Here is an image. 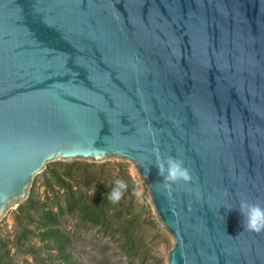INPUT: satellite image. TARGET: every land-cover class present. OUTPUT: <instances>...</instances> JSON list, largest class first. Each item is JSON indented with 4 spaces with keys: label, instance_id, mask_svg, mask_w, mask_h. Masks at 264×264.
I'll return each instance as SVG.
<instances>
[{
    "label": "water",
    "instance_id": "95a60500",
    "mask_svg": "<svg viewBox=\"0 0 264 264\" xmlns=\"http://www.w3.org/2000/svg\"><path fill=\"white\" fill-rule=\"evenodd\" d=\"M173 156L193 175L164 187ZM128 162L167 264H264V0H0V221L52 162Z\"/></svg>",
    "mask_w": 264,
    "mask_h": 264
},
{
    "label": "trees",
    "instance_id": "16d2710c",
    "mask_svg": "<svg viewBox=\"0 0 264 264\" xmlns=\"http://www.w3.org/2000/svg\"><path fill=\"white\" fill-rule=\"evenodd\" d=\"M49 167L41 174L44 199L37 194L36 178L29 198L15 212L18 232L14 242L19 249L38 239L48 255L38 258L39 252L29 248L37 264H80L70 252L71 238L61 229L65 216L77 215L82 223L98 227L107 235H118L125 255L134 260L132 264L139 258L141 264L150 259L138 236L142 218L133 211L136 184L125 164L75 161L56 162ZM117 179L123 180L127 188L121 200L113 203L106 195ZM0 264H12L9 253L1 246Z\"/></svg>",
    "mask_w": 264,
    "mask_h": 264
},
{
    "label": "rangeland",
    "instance_id": "374dc122",
    "mask_svg": "<svg viewBox=\"0 0 264 264\" xmlns=\"http://www.w3.org/2000/svg\"><path fill=\"white\" fill-rule=\"evenodd\" d=\"M53 163L56 162L50 163L48 168ZM95 164L126 165L131 179L136 184L134 191L135 203L134 209L133 207L132 209L140 214L142 218V227L138 231V236L142 240L145 251L151 256L147 262L142 264H167L168 255L174 246V240L160 224L143 180L133 167L124 160H105ZM36 178L38 179L37 194L40 199H44L45 188L41 185V174ZM137 192H139V195L136 194ZM16 210L15 207L11 208L0 221V246L4 248L5 252L9 253V260L11 259L12 264H37L38 259L36 260L37 257L35 258L30 253L29 248L34 247L39 252L38 258L41 259H45L48 252L43 248L44 244L39 242L38 239L24 243V246L20 249L15 244L14 240L18 232L15 222ZM61 229L71 238L70 252L80 264H132L134 261L125 255L118 235H107L98 227L82 223L77 215L65 216L62 219ZM135 263L141 264V258L136 260Z\"/></svg>",
    "mask_w": 264,
    "mask_h": 264
},
{
    "label": "clouds",
    "instance_id": "9594fccd",
    "mask_svg": "<svg viewBox=\"0 0 264 264\" xmlns=\"http://www.w3.org/2000/svg\"><path fill=\"white\" fill-rule=\"evenodd\" d=\"M159 175L163 178L164 187L171 190L173 184L183 182L189 184L193 181L191 170L185 166L182 159L168 156L163 159L159 153L156 152ZM127 185L123 180L117 179L115 186L111 188L106 197L113 203H118L126 190ZM139 195V192L136 193ZM239 212L243 217V227L245 230L254 233L264 232V204L251 203L247 200H241L239 205Z\"/></svg>",
    "mask_w": 264,
    "mask_h": 264
}]
</instances>
